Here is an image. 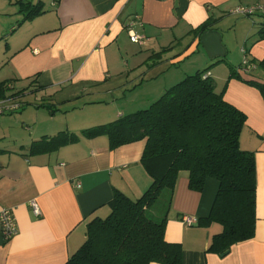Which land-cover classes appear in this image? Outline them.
<instances>
[{
	"label": "crops",
	"instance_id": "0c3cea01",
	"mask_svg": "<svg viewBox=\"0 0 264 264\" xmlns=\"http://www.w3.org/2000/svg\"><path fill=\"white\" fill-rule=\"evenodd\" d=\"M50 3L49 9L25 23L28 29L18 41L8 42L7 79L42 91L44 102L35 105V114L38 116L44 108L48 113L26 144L13 147L4 145V141L0 144V210L8 207L17 227V232L8 239L2 236L0 228V264L64 263L84 240L86 223L109 213L108 201L115 190L135 198L149 185L151 179L140 163L144 140L110 149L104 133L94 137L82 134L92 123L89 119L53 124L51 121L59 103L83 100L111 104L106 112L101 111L93 118L97 122L110 119L109 122L120 114L149 105L172 85L174 80L170 76L159 81L146 80L138 72L131 86L146 84L143 95L147 96L125 105L120 103L119 91L131 88L123 77L136 73L142 63L131 70L121 69L123 61L122 56L118 58L117 47H128L131 42L127 26L133 22L135 33L144 36L140 44L150 45L148 58L162 47H170L167 49L170 51L178 47L179 52L170 57L172 62L199 51L208 63L229 52L217 23L233 9L249 6L256 9L250 14H240L245 19H230L234 31H243L238 42H243L245 54L243 67L236 68L240 78L226 80L223 97L246 115L239 145L254 153V234L233 244L225 254L209 251L211 236L221 230V225L212 222L203 226L197 220L208 215L218 181L207 178L201 191H195L188 187L187 172L181 170L167 210L164 237L181 244V264H264V91L245 81L255 80L264 85V69L259 65L264 57V38H257L264 24V0H51ZM208 17L216 20L212 28L200 34L191 32ZM17 27L18 24L13 25L10 31ZM156 61L157 58H152L151 65ZM197 67L195 64L192 68ZM63 87L70 92L56 98V92L66 90ZM106 93L109 95L106 99L84 97ZM11 100L22 103L18 96ZM60 132L75 133L78 138L42 152H29L33 140ZM31 201L37 204L38 215L33 212ZM155 214L160 215L158 211ZM184 217L192 219L191 223L185 222Z\"/></svg>",
	"mask_w": 264,
	"mask_h": 264
},
{
	"label": "trees",
	"instance_id": "16d2710c",
	"mask_svg": "<svg viewBox=\"0 0 264 264\" xmlns=\"http://www.w3.org/2000/svg\"><path fill=\"white\" fill-rule=\"evenodd\" d=\"M15 3L17 13H22L18 23L45 12L41 0L34 4L30 0ZM215 23V19L208 17L191 32L200 34ZM257 38H264V24ZM168 48L152 52L150 58H159ZM217 60L224 59L213 62ZM242 64H229L228 78H240L236 68H242ZM259 65L264 69V57ZM205 73L197 70L185 76L145 108L82 130L87 137L104 133L110 149L144 140L140 163L151 180L135 198L115 190L108 201L109 213L86 223L84 240L62 264H181V244L164 237L167 210L181 170L187 172L188 187L195 191H201L207 178L218 181L208 215L197 220L203 226L212 222L221 225V230L211 236L209 251L221 254L253 236L255 159L252 151L239 145L246 115L224 99L223 90H216L210 75ZM245 81L264 91L263 84ZM9 83L0 82V99L19 96L29 87L12 90ZM21 104L18 110L23 107ZM61 133L33 140L29 152H42L78 138L75 133ZM158 201L160 215H152L150 211Z\"/></svg>",
	"mask_w": 264,
	"mask_h": 264
},
{
	"label": "rangeland",
	"instance_id": "374dc122",
	"mask_svg": "<svg viewBox=\"0 0 264 264\" xmlns=\"http://www.w3.org/2000/svg\"><path fill=\"white\" fill-rule=\"evenodd\" d=\"M16 0H0V82L6 81L10 82L11 79L8 78L7 72V60L10 51H8L9 43L14 41H18L22 36L23 33L27 31L26 24L27 21H23V23H18L20 19H22V13H15L14 11L18 9V5L15 3ZM27 1V0H24ZM32 1V0H30ZM37 1V0H34ZM44 9H49L51 7V0H41ZM244 15H240L238 13H228L220 23H217V28L222 30V34L224 35V40L228 44V53L227 55L221 56L224 58L219 63L213 62V60L208 61L205 63L206 57L203 56L202 52L196 51L191 55L185 56L181 58L179 61L172 62L170 60L172 56L177 54L179 48L173 49L172 51L167 50L166 52H162L161 57L157 58L156 63L151 65L152 58H148L150 53V45H141L140 43H131L129 42V46H119L117 47V51H119L118 58L122 56V70H131L134 66L140 62L139 69L136 73H131V76L127 78V75L123 77V80L126 82L128 81L129 86L132 85V78L136 76L138 72H142L143 77L146 80H156L163 79L164 77L170 76L173 78V84L179 82L182 78L187 75L195 74L197 70H205V74L210 73V79L213 81L214 88L216 90H223L226 87V80H228V74L230 72L229 63H233L234 66H238L245 54V46L243 42H238L242 32L237 29L234 31V26L232 25L230 19H243ZM245 19V18H244ZM18 27L14 30L10 31V28L14 25ZM241 26L239 25V28ZM245 30V29H244ZM128 40V39H127ZM129 41V40H128ZM9 42V43H8ZM185 44V43H184ZM182 49V48H180ZM247 55V54H246ZM173 58V57H172ZM135 60H139L135 63ZM147 61V62H146ZM7 62V63H6ZM5 63V64H4ZM215 63V64H214ZM196 64L197 69H193L192 67ZM205 64V65H204ZM192 65V66H190ZM137 68V67H136ZM259 72H263L261 68H259ZM208 72V73H207ZM264 73V72H263ZM126 74V72H125ZM139 78V77H138ZM137 78V79H138ZM230 79V78H229ZM15 81H11L13 85V90H18L23 86H28L27 83L22 85ZM154 83V82H153ZM150 84L151 86L153 85ZM216 83V85H215ZM31 86V85H30ZM149 86V85H148ZM171 86V85H170ZM146 84L142 86L133 87L131 86L130 89L120 90L117 95L121 96L120 103L126 104L130 101L136 102L140 99H143L144 92L146 91ZM169 87V86H168ZM32 87H27L22 93L18 96L19 100H21L22 105L25 107L22 112L18 110L11 112L10 114H0V144L4 141V145H8L13 147V145H19L22 142L25 144L28 142V138H30V134L32 132L38 131V128L43 124L44 117L47 115L46 109H40V113L38 116L35 114V105L44 102L42 99L44 97V93L42 91L30 90ZM12 89V88H11ZM66 89L59 94L56 92V98H60V94L64 93L65 91L70 92L68 87H63ZM118 90V89H116ZM55 91H58L55 90ZM106 94H94V95H85L86 99H106ZM117 97L116 95H114ZM111 97V96H110ZM127 99H129L127 101ZM110 102V99H108ZM73 103V104H72ZM108 105L111 104H102L100 102H90L86 103V101H68L64 103H59V109L56 110L54 115L52 116V124L55 121H67V122H79L80 120H87L89 119L92 123L87 125L89 128L91 126L102 124L107 122L110 119H107L103 122H97L93 118L100 115L104 111L108 109ZM85 106V107H82ZM141 106V105H140ZM139 106V107H140ZM147 107L148 105H143ZM140 107V108H145ZM22 113V115H19ZM25 118V119H24ZM84 128V129H86ZM53 131L55 129H52ZM50 132V131H49ZM58 132V131H55ZM41 135V133H39ZM159 202V201H158ZM156 203L155 206L151 209V214L154 215L156 211L160 213L162 210L159 206L161 202ZM105 216V215H104ZM215 223V222H214ZM214 225V224H213Z\"/></svg>",
	"mask_w": 264,
	"mask_h": 264
},
{
	"label": "built area",
	"instance_id": "2783aa9c",
	"mask_svg": "<svg viewBox=\"0 0 264 264\" xmlns=\"http://www.w3.org/2000/svg\"><path fill=\"white\" fill-rule=\"evenodd\" d=\"M256 9L255 6H249V7H237L233 9L231 12L233 13H239V14H250ZM128 32H129V39L132 42L141 43L144 39L143 35H138L133 30V22H131L128 25ZM20 108V103L13 102L10 98H1L0 99V114H3L5 112H12L16 111ZM32 206L33 212L38 215L40 213L37 204L35 201L30 202ZM184 221L187 223H191L192 219L188 217H184ZM0 228L2 236L5 239L10 238L17 232V227L15 224V221L12 218V215L10 213V209L8 207H2L0 210Z\"/></svg>",
	"mask_w": 264,
	"mask_h": 264
},
{
	"label": "water",
	"instance_id": "95a60500",
	"mask_svg": "<svg viewBox=\"0 0 264 264\" xmlns=\"http://www.w3.org/2000/svg\"><path fill=\"white\" fill-rule=\"evenodd\" d=\"M227 251H228V250L224 251L223 253H221V255H222V254H225Z\"/></svg>",
	"mask_w": 264,
	"mask_h": 264
}]
</instances>
